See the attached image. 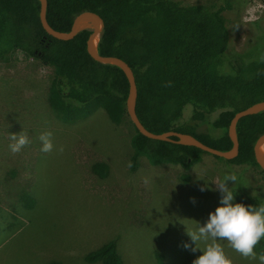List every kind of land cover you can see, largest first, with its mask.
I'll use <instances>...</instances> for the list:
<instances>
[{
	"label": "rangeland",
	"instance_id": "obj_1",
	"mask_svg": "<svg viewBox=\"0 0 264 264\" xmlns=\"http://www.w3.org/2000/svg\"><path fill=\"white\" fill-rule=\"evenodd\" d=\"M174 1L220 9L229 31L226 54L233 59L257 39L262 43L264 0ZM53 75L51 66L20 49L0 58V264H102L85 256L112 240L121 264H193L206 242L192 241L188 231L197 232L221 205L216 186L226 174L237 177L228 182L233 203L264 195L259 167L206 152L189 167L153 165L144 156L133 164L129 117L114 123L91 104L76 118L60 120L48 98ZM191 110L187 104L182 120ZM48 130L54 148L44 153L39 136ZM22 131L30 143L13 154L10 137ZM101 162L104 173L93 170ZM219 242L233 264H259ZM259 249L264 240L257 256Z\"/></svg>",
	"mask_w": 264,
	"mask_h": 264
},
{
	"label": "trees",
	"instance_id": "obj_2",
	"mask_svg": "<svg viewBox=\"0 0 264 264\" xmlns=\"http://www.w3.org/2000/svg\"><path fill=\"white\" fill-rule=\"evenodd\" d=\"M39 7L38 0H0V58L20 49L53 68L48 98L62 121L76 118L91 104L104 108L114 123L128 117V81L123 71L91 58L86 50L89 30L69 40L49 35L40 23ZM84 10L103 19L99 53L117 56L132 69L137 87L135 111L146 129L188 133L210 147L223 151L231 148L227 135L231 118L264 100V38L262 43L257 39L247 49L234 52L233 59L226 54L229 31L221 10L174 0H47L46 19L54 29L69 31L73 18ZM67 99L80 106L74 108ZM187 104L192 107L191 115L182 120ZM216 111L217 116L208 120ZM131 125L133 164L144 156L153 165L189 167L204 153L194 146L148 138ZM236 132L237 156L229 160L216 157L259 167L253 144L264 132V111L240 118ZM104 166L96 163L93 170ZM238 203L259 206L264 204V195L248 194L238 198ZM115 245V241H108L85 259L121 264ZM259 251L264 253V249Z\"/></svg>",
	"mask_w": 264,
	"mask_h": 264
},
{
	"label": "clouds",
	"instance_id": "obj_3",
	"mask_svg": "<svg viewBox=\"0 0 264 264\" xmlns=\"http://www.w3.org/2000/svg\"><path fill=\"white\" fill-rule=\"evenodd\" d=\"M264 61V57L261 58ZM12 143L9 148L13 154L20 152L30 143L28 134L24 131L13 133L10 137ZM41 151L49 153L53 151V133L51 130L42 132L39 136ZM59 152L64 151L61 145ZM235 173L226 174L223 180L216 186L222 193L221 205L210 213L209 219L203 225L199 224L197 232H189L191 240L198 243L205 241L206 246L201 248L203 254L198 256L193 264H233V259L227 255L224 246L219 241H227L228 246L245 258L259 261L264 264V253L255 251L257 244L264 239V204L245 205L233 203V195L229 181L236 182ZM204 191V188H201ZM195 202V201H194ZM185 247L190 245L185 244ZM195 251V249H193Z\"/></svg>",
	"mask_w": 264,
	"mask_h": 264
},
{
	"label": "water",
	"instance_id": "obj_4",
	"mask_svg": "<svg viewBox=\"0 0 264 264\" xmlns=\"http://www.w3.org/2000/svg\"><path fill=\"white\" fill-rule=\"evenodd\" d=\"M39 7V20L43 29L51 36L60 39V40H69L72 39L76 34L82 30H89L90 33L86 40V50L88 54L95 61L110 64L119 67L128 81V94L125 101L126 113L136 129L144 136L156 139L169 141L176 144L194 146L201 149L204 152L210 153L212 155L225 158L233 159L238 154V138L236 132V125L240 118L256 114L258 112L264 111V100L255 102L250 106L236 112L231 118L230 123L227 128V135L232 142V146L228 150H219L213 147H210L196 137L188 133L177 132L173 130L165 131L162 133H154L149 131L144 127L140 122L136 111V98H137V87L135 82V77L130 66L121 58L112 55H101L98 51V44L100 41V36L103 32L104 22L103 19L96 13L90 10H84L78 13L72 21L69 31H59L54 29L46 19V9H47V0H38ZM173 137H176L174 139ZM253 154L255 161L259 168L264 171V132L260 134L253 144Z\"/></svg>",
	"mask_w": 264,
	"mask_h": 264
}]
</instances>
